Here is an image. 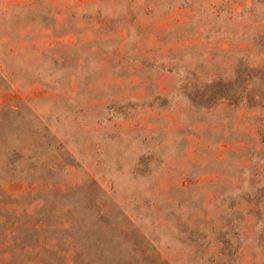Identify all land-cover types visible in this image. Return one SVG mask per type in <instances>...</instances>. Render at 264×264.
Instances as JSON below:
<instances>
[{"label":"rangeland","instance_id":"rangeland-1","mask_svg":"<svg viewBox=\"0 0 264 264\" xmlns=\"http://www.w3.org/2000/svg\"><path fill=\"white\" fill-rule=\"evenodd\" d=\"M0 264H264V0H0Z\"/></svg>","mask_w":264,"mask_h":264}]
</instances>
